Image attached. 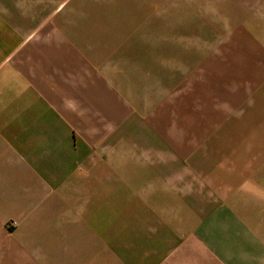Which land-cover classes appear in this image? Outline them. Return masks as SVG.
Here are the masks:
<instances>
[{"label": "crops", "instance_id": "0c3cea01", "mask_svg": "<svg viewBox=\"0 0 264 264\" xmlns=\"http://www.w3.org/2000/svg\"><path fill=\"white\" fill-rule=\"evenodd\" d=\"M0 264H264V0H0Z\"/></svg>", "mask_w": 264, "mask_h": 264}]
</instances>
